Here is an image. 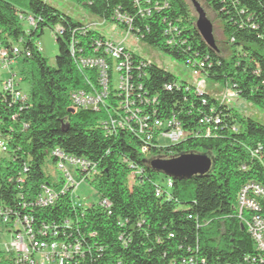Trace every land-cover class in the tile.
<instances>
[{"label":"trees","instance_id":"trees-1","mask_svg":"<svg viewBox=\"0 0 264 264\" xmlns=\"http://www.w3.org/2000/svg\"><path fill=\"white\" fill-rule=\"evenodd\" d=\"M74 1L264 111V0H203L221 23L231 47L227 56L215 39V48L202 40L191 0ZM116 12L129 26L117 23ZM44 27L56 28L53 66L34 42ZM103 40L95 28L43 0H0V43L19 46L16 60L22 59L23 69L11 73L28 85L26 92L19 85L25 101L0 99V131L8 147V156L0 158V207L9 210L11 219L26 217L33 230L40 223L69 221L73 236L84 239V264H181L190 258L196 264H253L245 259L257 252L238 218L236 198L248 181L264 187V124L205 90L187 89L150 62L138 79L141 95L156 99L147 110L159 118L174 117L188 135L160 145L157 133L148 142L123 128L108 133L104 122L120 111L113 99L95 111L69 109L72 91L88 90V81L97 83L94 72L80 69L75 58L101 55L95 48ZM213 116L220 122L215 124ZM203 118L208 123H200ZM57 149L96 166V181L89 183L97 202L83 208L73 201L72 189L60 192L62 180L60 186L52 184L44 165L48 158L56 162L51 152ZM188 153L208 155L210 170L190 179L171 178L166 189V176L153 171L148 161ZM43 186L58 194L46 206L36 204ZM12 263V254L0 251V264Z\"/></svg>","mask_w":264,"mask_h":264},{"label":"built area","instance_id":"built-area-1","mask_svg":"<svg viewBox=\"0 0 264 264\" xmlns=\"http://www.w3.org/2000/svg\"><path fill=\"white\" fill-rule=\"evenodd\" d=\"M115 17L117 23L125 22L129 26V20L125 16L116 12ZM28 20L29 23L33 22L30 17ZM123 30L139 41V38L127 27ZM98 50L101 55L75 58L80 69L94 72L97 83L88 81L89 90L72 91L69 97L70 107L75 110H97L109 99H113L120 111H117V119L110 117L104 122L108 133L116 128H123L136 133L146 142L157 133V139L161 137L170 143H176L188 135L174 117L159 118L155 115V110H147V106L150 103L153 105L156 99L149 100L141 95L140 91L143 86L138 79L143 76L140 72L141 68L149 66V60L143 58L135 60L132 51L107 39L96 41L95 51ZM18 54V45L5 48L0 43V68L9 73L8 77L1 82L0 99L2 101H6L7 97L14 101L26 100V95L19 88L21 77L8 70L9 65L16 61ZM191 70L195 83L194 90L201 94L205 90L203 75L198 68H191ZM166 88L172 89L171 85H167ZM186 88L188 89L189 85ZM227 88L236 96L233 90ZM111 95H113L112 98H110ZM220 100L227 103L223 99ZM210 119L215 124L220 122L218 116L210 117ZM208 121V118H203L200 123L206 124ZM7 151V142L0 131V158L7 157ZM141 151L144 152L145 147ZM51 154L56 159V167L63 173L61 193L71 189L74 192L81 182L86 181L85 179L90 183L96 181L98 170L87 159L68 155L58 149L53 150ZM171 186L172 179L166 177L165 188L170 189ZM160 189V187L156 188L157 195ZM57 195L52 187L43 186V191L38 196L36 204L41 206L52 204ZM101 203L108 205L106 200H102ZM236 207L240 223L249 233L253 248L257 252L245 260H250L253 264H264V187L254 181L244 183L237 193ZM0 225L7 227L11 235L10 242L4 251L12 254V264H84V239L81 235L73 236L69 231L71 229L69 221L58 224L40 223L37 229L33 230L26 217L22 221L17 216L11 219L9 210L0 207ZM181 264L196 263L190 258L182 261Z\"/></svg>","mask_w":264,"mask_h":264},{"label":"rangeland","instance_id":"rangeland-1","mask_svg":"<svg viewBox=\"0 0 264 264\" xmlns=\"http://www.w3.org/2000/svg\"><path fill=\"white\" fill-rule=\"evenodd\" d=\"M43 1H45L50 6L56 8L60 12L67 14L73 20L78 21L85 26L88 25L89 28H95V30L105 39L119 44L121 47L132 51L134 54L145 58L153 64L168 71L176 78L177 83H184L190 86L195 85L190 66L184 64L181 61L175 60L174 58L163 53L156 47L150 46L143 41H137L135 37H132L130 34H127L126 31H124L121 27L117 26L116 24L112 22H102L98 18V16L92 15L87 9L83 8L82 5L78 4L74 0ZM196 1H198L201 7L204 9L206 17L210 20L213 25L212 27L214 39L217 42L219 48L223 51L225 56L229 55L231 47L227 42V38L221 34V23L215 19L214 13L207 8V6L203 3V0ZM22 11L24 12L23 14H26L25 10ZM194 15L196 16L195 13ZM21 23L25 30L29 29L25 20H21ZM92 24H94V26ZM55 29V27H44L41 36L34 38V42L38 44L40 48L41 55L47 60V63L51 66L54 65L55 56L58 51V45L53 36V30ZM22 69L23 67L21 58L19 60H16L15 62H12L8 67L9 72L17 74H20L19 72ZM8 74L9 73L7 70L0 68V87L1 82L8 77ZM202 78H204L205 80V93L211 95L212 97L223 99L229 105H232L240 113L246 114L254 119H257L259 122L264 124V111L262 109L255 105H251L245 100L238 99L236 96H234L232 91H230L223 84L217 83L212 79L208 78L207 76H202ZM20 87L23 92H26L28 85L25 82H22ZM69 109L71 111H76L70 106ZM112 119L117 118L112 117ZM157 141L160 145L170 144L167 139H163L161 137H159ZM44 170L48 174L49 180L52 182V184L58 186L61 185L63 173L49 158L45 162ZM70 172L72 173V170H70ZM161 183L163 184L164 182L162 181ZM73 201L75 202V204L80 205L83 208L98 201L97 193L93 186L89 183V180L81 182L78 185V187L73 192ZM10 236L11 235L7 231V227H4V225H0V251L5 250L6 246L10 242Z\"/></svg>","mask_w":264,"mask_h":264},{"label":"water","instance_id":"water-1","mask_svg":"<svg viewBox=\"0 0 264 264\" xmlns=\"http://www.w3.org/2000/svg\"><path fill=\"white\" fill-rule=\"evenodd\" d=\"M197 14L195 28L202 40L210 47L215 48L213 37V27L210 20L206 17L204 9L198 1L191 0ZM150 168L166 177L185 180L195 175L206 174L212 165V159L206 154H181L172 158H154L148 161Z\"/></svg>","mask_w":264,"mask_h":264}]
</instances>
